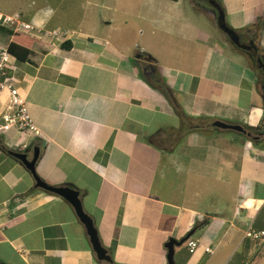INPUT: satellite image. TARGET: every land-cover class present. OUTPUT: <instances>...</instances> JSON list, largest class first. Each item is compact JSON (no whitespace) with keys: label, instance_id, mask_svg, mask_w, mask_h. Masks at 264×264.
<instances>
[{"label":"crops","instance_id":"0c3cea01","mask_svg":"<svg viewBox=\"0 0 264 264\" xmlns=\"http://www.w3.org/2000/svg\"><path fill=\"white\" fill-rule=\"evenodd\" d=\"M216 1L264 58V0ZM128 2L0 0L1 12L33 26L0 24V48L16 49L6 70L39 130L1 133L0 264H102L70 204L34 188L10 153L32 156L34 147L45 182L79 190L112 264H166L165 243L194 227L189 240L197 247H176L177 264H250L244 257L261 264L264 238L255 245L244 232L264 230V140L200 127L213 120L260 125L254 70L204 33L194 19L198 12L210 19L202 3L187 0L183 21L181 0ZM133 18L145 33L125 27ZM141 62L159 85L141 74ZM7 102L2 92L0 115ZM189 121L199 126L186 130ZM220 186L236 191L226 210L218 205Z\"/></svg>","mask_w":264,"mask_h":264},{"label":"water","instance_id":"95a60500","mask_svg":"<svg viewBox=\"0 0 264 264\" xmlns=\"http://www.w3.org/2000/svg\"><path fill=\"white\" fill-rule=\"evenodd\" d=\"M207 2L211 6V8L208 9L211 10V14L215 17V23L218 30L222 34H224L225 37H227L230 45H233L238 50H250L252 47H255L253 41H250L249 43L241 42L240 34L227 24L224 10L216 0H207ZM258 61L260 63L259 68H264V61L261 56L258 57ZM210 125L211 127L216 129L232 130L250 137V133L241 124L238 123H231L223 120H213ZM10 153L15 158H17L30 173L34 180V188L41 189L45 192L60 196L68 204H70L77 219L85 229V233L88 237V241L97 262L112 264L113 259L100 241L94 220L85 212L83 208L79 190L72 185H50L37 174L35 165L39 157L38 147H34L32 149V156L29 155L30 151L28 150H11ZM195 230L196 227L192 228L185 236H183L179 240L175 238H169V240L165 243V247L167 250L166 264H176L174 260L175 248L185 244L187 240H189L194 234Z\"/></svg>","mask_w":264,"mask_h":264},{"label":"built area","instance_id":"2783aa9c","mask_svg":"<svg viewBox=\"0 0 264 264\" xmlns=\"http://www.w3.org/2000/svg\"><path fill=\"white\" fill-rule=\"evenodd\" d=\"M0 24L12 26L17 31H28L33 28L32 24L23 22L16 15L5 14L0 11ZM51 36H59V30L48 32ZM10 57L7 48H0V94L7 93L8 102L4 111L0 115V133L15 130L20 134L39 135V130L34 124L25 100L14 86V78L7 73L6 64ZM244 237L260 240L264 238V230L248 228L244 232ZM190 253L197 247L196 241L187 240ZM205 252H210L209 248H204Z\"/></svg>","mask_w":264,"mask_h":264},{"label":"rangeland","instance_id":"374dc122","mask_svg":"<svg viewBox=\"0 0 264 264\" xmlns=\"http://www.w3.org/2000/svg\"><path fill=\"white\" fill-rule=\"evenodd\" d=\"M187 0H181V4L179 5V11L180 14L178 17H181L183 21H188L183 15H181V13L183 11H185V8L184 6H186V2ZM126 4L125 6H128L129 5V2L128 0H125ZM131 6H134L133 4ZM205 12H207L209 15H210V19L207 17V15L205 13H201V12H198L197 13H194V19H199L201 21V26H205L206 29H204V33L206 34H212L213 36H215L216 38H218V40L220 42H223V43H226L229 47H230V52L233 53V48L232 46L229 44L228 40L226 39V37L224 36V34H222L217 26H216V23H215V17L211 14V10H207V9H203ZM125 27L130 31V32H133V33H137L138 35H140L142 32L145 33V30H144V26L142 25L141 21L138 20V19H127V25H125ZM180 44L181 41H179ZM177 43V44H179ZM228 47V48H229ZM191 51V50H190ZM189 51V52H190ZM239 55L241 56L242 58H245L244 57V54L242 55V53H236V56ZM142 64V62L140 63ZM141 68V67H140ZM141 72V70H140ZM142 73V72H141ZM146 75V74H145ZM148 79H150V81L152 82L153 85L157 86V84L159 85V81L156 79L154 80L152 77H148ZM259 88V87H258ZM168 96H169V93L167 92L166 93ZM194 124H199L198 122H188V124L186 125V130L193 126ZM201 125H204L203 123H201ZM210 125V124H209ZM185 126V125H184ZM205 126V125H204ZM203 126V128H206L205 130L207 131L209 128H211V126H208L206 125L205 127ZM215 128L213 129H210V130H214ZM185 130H182V132H184ZM216 131H220V130H215ZM223 136H234V137H237V138H243V135L241 133H238V132H235V131H232V130H224L222 132ZM0 138H1V133H0ZM222 186H220L218 188L219 190V193H220V198H219V208L222 209L224 208V210L228 209L229 206L231 204H233V202H231V199L233 198V196L235 195L234 193H236L235 191V188L233 189H228V188H224L223 187L221 188ZM234 191V192H233ZM233 192V194H232ZM203 198L205 199L206 198V195L203 196ZM258 217L261 218V217H264V208L263 210L258 214ZM193 237V236H192ZM191 237V238H192ZM190 238V239H191ZM249 242L253 243V244H257L259 241L258 240H255L253 238H249ZM197 243V242H196ZM185 246L187 245V242L184 244ZM263 247L264 248V245L260 244L257 246V249ZM257 251V250H256ZM264 253V251H263ZM243 260L247 259L248 260V263L250 264H258L256 260H254L255 258H252V257H244L242 258ZM174 260L176 262V257L174 256ZM102 264H107V263H102ZM177 264V263H176ZM224 264H227V263H224ZM261 264H264V258L262 259L261 261Z\"/></svg>","mask_w":264,"mask_h":264},{"label":"flooded vegetation","instance_id":"af4514ba","mask_svg":"<svg viewBox=\"0 0 264 264\" xmlns=\"http://www.w3.org/2000/svg\"><path fill=\"white\" fill-rule=\"evenodd\" d=\"M195 1L196 2H199V3H202L203 5L207 6L208 8H211V6L208 4L207 0H195ZM226 39H227V37H226ZM240 39H241V42H243V43H249L250 41H253L255 47H252L250 50H238L233 45H231L232 48L235 49V50H237L238 52L244 54V56H246V58L248 59L250 65L253 66V67H255L258 70V72L264 77V68H259V64L260 63L258 61V57L261 56L263 58V56H262L261 52L259 51V49L257 48V46L255 44V38L254 37H252V38H245L244 36H242L240 34ZM228 42H229V40H228ZM263 61H264V58H263ZM140 67H141L140 68L141 72L144 75L146 74L145 76H146L147 79H148V77H152L154 80L157 79L152 67L146 66L145 63L140 64ZM259 91H260L261 98L263 97L262 98V101H263V105H264V84L259 86ZM196 126L198 127L199 124H196ZM200 127L203 128V125L200 126ZM211 128H213V127H211ZM244 128L250 133V137L249 136H246V135H243V134L242 135L249 142H251L253 144H256V143L264 140V125L260 129H258L257 131H253V130L247 129L246 127H244Z\"/></svg>","mask_w":264,"mask_h":264},{"label":"trees","instance_id":"16d2710c","mask_svg":"<svg viewBox=\"0 0 264 264\" xmlns=\"http://www.w3.org/2000/svg\"><path fill=\"white\" fill-rule=\"evenodd\" d=\"M173 1H176V0H173ZM7 50H8V52L10 53V54H15V55H17V53H16V49L14 50L11 46H9L8 48H7ZM145 55H147V54H145ZM146 58H149L150 59V61L151 62H154V59L151 57V56H149V55H147V56H145ZM136 62H139L138 60H135ZM251 68L254 70V73H255V76H256V82H257V86L259 87L260 85H263L264 84V77L258 72V70L255 68V67H253V66H251ZM142 74V73H141ZM263 109H264V106H263ZM264 125V118L261 120V123H260V125L258 126V127H255V128H250V127H246L247 129H250V130H253V131H257L258 129H260L262 126ZM215 130H219V129H215ZM243 139H246L245 137H243Z\"/></svg>","mask_w":264,"mask_h":264}]
</instances>
